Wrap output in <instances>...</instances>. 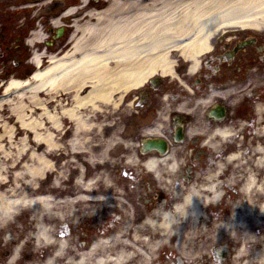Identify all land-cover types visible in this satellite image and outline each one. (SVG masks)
<instances>
[{"label":"bare ground","instance_id":"6f19581e","mask_svg":"<svg viewBox=\"0 0 264 264\" xmlns=\"http://www.w3.org/2000/svg\"><path fill=\"white\" fill-rule=\"evenodd\" d=\"M88 1L80 0L82 8L76 11L69 7L61 16H70L74 23L67 40L70 51L52 56L40 68V55L34 54L38 69L33 76L25 81L12 78L5 84V94L0 98V233L11 227V245L28 236L27 229L37 232L41 254L33 257L36 264H133L138 255L139 262L134 264H146L157 250L171 253L170 247L186 260L208 259L210 247L231 243L234 247L240 243L231 264H264V200L257 206H243L247 216L235 210L227 220L233 231L223 236L205 230L203 209L216 200L200 196L177 205L174 212H146L131 238L126 239L130 225H120L112 236L96 240L88 250H83V245H71L68 225L77 217V205L80 200L81 204L87 201L86 194L93 191L95 182L79 174L71 190L80 194L64 202L42 197L47 191L44 186L54 175V189L68 188L62 170L70 166L71 158L79 153L99 156L94 153H100L105 136L87 139V135L94 130L92 117L102 113L100 106L118 105L156 75L170 74L176 53L190 61L195 71L213 38L231 36L230 32L238 29L264 30V0H107L101 11L87 10ZM91 2L93 6L101 3ZM54 17L50 24L61 28V17ZM42 38L37 32L30 43ZM72 129L74 138L66 140ZM258 153L262 157L258 163L264 169V149ZM60 159L64 163L57 170ZM100 161L93 165L106 164ZM129 162L133 163L134 157ZM156 164L151 159L146 166L155 168ZM100 175L101 182L108 183L107 176ZM205 186L215 195L212 183ZM261 186L262 191L264 184ZM192 193L199 195L195 190ZM25 210L33 217L24 228L16 227L14 222L23 221ZM188 217L190 224H186ZM248 219L254 227L243 241L236 240L235 231L246 228L251 223ZM225 224L219 226L225 228ZM185 225L190 226V232ZM61 227L65 229H58ZM136 243L144 244L148 255H134Z\"/></svg>","mask_w":264,"mask_h":264},{"label":"flooded vegetation","instance_id":"af4514ba","mask_svg":"<svg viewBox=\"0 0 264 264\" xmlns=\"http://www.w3.org/2000/svg\"><path fill=\"white\" fill-rule=\"evenodd\" d=\"M26 13L15 11L25 19L16 24L12 12L0 19V79L12 74L13 54L24 45ZM245 41L248 45L238 49ZM191 67L190 61L176 59L172 76L167 71L125 98L117 148L136 162L122 173L138 198L139 191L148 194L142 197L147 204L168 199V212H173L195 190L216 199L217 214L227 219L235 210L244 213L247 203L264 200V169L256 149L264 130V32L216 39L196 70ZM149 140L162 143L163 151L144 153ZM149 159L157 161L156 170L146 168ZM208 183L215 195L206 190Z\"/></svg>","mask_w":264,"mask_h":264},{"label":"rangeland","instance_id":"374dc122","mask_svg":"<svg viewBox=\"0 0 264 264\" xmlns=\"http://www.w3.org/2000/svg\"><path fill=\"white\" fill-rule=\"evenodd\" d=\"M24 1L26 3H24ZM14 3L13 6H11ZM32 4L33 0H0V19H4L8 17V12L10 13V9H19L26 7L29 9L26 4ZM12 7V8H10ZM41 7V2H36V6L33 9V12L27 11L29 14H25L26 17L30 16V20L35 15L37 9ZM7 12L6 15H4L3 12ZM3 13V15H1ZM12 17L15 21L23 18V15L16 16L15 14H12ZM45 22L47 24V17L43 19L42 23ZM70 31L66 30L63 35L59 38L56 37V32H53V37H55V40L53 41V47L51 51H56V49H59L61 44H63ZM55 44V45H54ZM15 45V44H14ZM50 51V49H49ZM18 54H14L13 58V67L11 76H8L6 79L7 81L13 78H24L26 75L33 72L34 67L30 65L29 63H22L18 65V60L20 59H27L30 58L31 53L30 50H26L23 54L17 50ZM8 66V65H7ZM1 67V66H0ZM2 69L4 71V68H0V74L2 73ZM2 81V80H1ZM0 81V82H1ZM117 106H100V108L105 110V113L103 112L102 115L98 114L97 116L92 117V123L94 124L93 129L90 134L87 135V139H91L93 135H98L100 137H96V139H101L102 135L105 136V140L103 142V145L101 147L100 153H94L95 155H99L98 157H92L91 154H85V153H79L76 154L75 158H71L73 162L70 164V166L67 169H63L65 175V186L68 188H64L62 191L58 190L57 188H53L52 182L54 181V175L50 176L48 178V181H46L45 188L47 191L45 192L46 196L38 195L39 197H53L54 200L57 202L61 201L64 202L67 199H73V197L78 196L80 194L79 191L71 190V186L75 181L79 178V174H83V176H86V179H91L94 183V189L92 192L86 194V199L93 200V201H86L84 204H81V202L77 205L76 210L79 211L77 217L72 221L70 225H68V230L70 232L69 239L71 241V245L74 247L76 246L79 248V245H83V250H88L90 248L91 243L97 239L99 240V237L101 236H110V232L112 231L109 226H113L116 228L120 225H130L128 229H126V239L131 238V233L134 227L138 226V223L143 220L145 217L146 212H152L153 210H156V206L161 209L167 210V204L168 199L165 202H160L155 205V203H149V204H143L142 197L148 196V194H143L144 192L139 191V198L137 197V194L134 187H129L127 185L126 176L123 175L121 170H123V167H129L132 166V164H128L129 161L127 157H123L120 154V151L117 150V143L119 142L120 133L122 130V123H120L116 117L120 111L117 110ZM108 109V114L110 118H106V110ZM9 112V109H7ZM10 113V112H9ZM5 116V115H3ZM90 125V124H89ZM92 127V126H91ZM74 129L71 130V132L66 136V140L73 139L74 138ZM102 133V134H101ZM101 134V135H100ZM16 145V144H15ZM14 145V146H15ZM118 152V156H116V153ZM81 152V151H80ZM110 153V154H109ZM101 156V159L99 158ZM69 159V158H67ZM71 160V161H72ZM59 161L57 164V170L62 167V164L64 163V159L57 160ZM103 162L105 161L106 164L103 165L99 164L98 166H94L93 162ZM83 171V173H82ZM127 173V172H126ZM100 174H105L108 178V180H104L108 183L101 182V179L98 177H101ZM52 177V178H51ZM171 190V186L169 187ZM82 194V193H81ZM152 193L150 194L151 197ZM80 200V199H79ZM163 207V205H165ZM109 205L111 207H109ZM109 207V208H108ZM118 207V209H117ZM146 209V210H145ZM145 210V211H144ZM24 217L23 221L16 220L14 222V225L16 227L24 228L25 225L28 222V218L33 217L30 215L29 210H25L22 212ZM21 213V214H22ZM20 214V215H21ZM90 218V219H89ZM191 218L188 217V222L191 223ZM215 220V219H214ZM133 221V222H132ZM249 222H251L248 219ZM207 222L204 227H216L217 223L212 221L208 222V220L203 221ZM214 223L212 226L211 223ZM131 223V224H130ZM187 224V223H186ZM186 232H190L191 228L185 225ZM221 227V226H220ZM254 227V224L251 222L247 224V227L237 229L236 235L238 236L237 239L242 240V238L246 235V233ZM58 229H65L64 227L58 228ZM213 231L212 233H215L217 235L223 236L226 234H231L233 231L232 228H228V225L226 227V230L218 229V228H205V230ZM230 229V230H227ZM28 236H24L21 239H19L18 243L15 244H9L8 240L11 238V227L7 228L3 232L0 233V264H16L15 259L21 260L23 264H36L33 261V257L35 255L41 254V246L38 245V240L36 239L37 232L31 229H27ZM13 237V236H12ZM32 238L31 241H29V238ZM200 239V238H199ZM131 239H129V243ZM201 241L203 239H200ZM229 247H231V244ZM195 246V245H194ZM217 247V246H216ZM134 248L138 253L144 254L146 253L148 255L147 247L144 244H134ZM53 249L50 251L52 252ZM129 251V250H128ZM133 251V250H132ZM169 251L175 253V249L173 247L169 248ZM215 249H212L210 247L208 254L210 255V259H195V260H186L187 264H228V259H230V256L223 260L222 262H218L214 259L213 254ZM177 253V252H176ZM43 254H48L47 252H44ZM165 254H168V250L161 249L160 251L157 250V254L154 256V259L157 260L158 258L162 257V259L166 262L167 256ZM45 255V256H46ZM175 255V254H174ZM172 256L173 262H175V256ZM141 255H138L137 257H134V263L135 261L139 262V258ZM14 258V259H13ZM150 259V258H149ZM171 259V260H172ZM184 260H182L184 262ZM41 261V259L39 260ZM149 261H152L151 259ZM133 263V264H134ZM163 264V263H162ZM168 264V262H167Z\"/></svg>","mask_w":264,"mask_h":264}]
</instances>
